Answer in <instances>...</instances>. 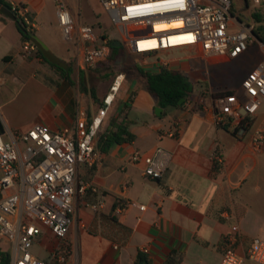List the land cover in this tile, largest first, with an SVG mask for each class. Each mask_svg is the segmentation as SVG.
<instances>
[{
	"label": "crops",
	"instance_id": "obj_1",
	"mask_svg": "<svg viewBox=\"0 0 264 264\" xmlns=\"http://www.w3.org/2000/svg\"><path fill=\"white\" fill-rule=\"evenodd\" d=\"M6 2L9 7L13 2L27 7L37 25L35 34L71 73L62 74L26 53L17 24L0 13V41L7 44L0 53L4 130L26 132L37 124L52 131L75 130L79 118L93 121L107 95L93 96L76 46L63 40L56 1ZM69 8L77 25H85L80 8ZM257 44L264 52L258 40L249 50ZM162 53L172 60L145 68L158 71L168 66L183 71L197 83L194 95L184 109H162L157 116V99L146 85L142 95L137 83L124 88V74L122 88L95 139L99 159L92 167L78 168L77 179L86 190L75 197L73 224L66 238L75 264H136L140 256L148 264H165L174 253L179 264H221L234 226L241 232L236 251L242 257L254 239L264 241V147L257 151L251 144L256 133L264 131V104L242 122L244 127L242 123L223 127L214 121L213 105L223 93L231 92L248 104L242 88L248 74L230 89L213 82L207 69L232 59L205 57L196 49ZM81 75L86 89L80 84ZM123 128L135 139L118 144L113 136ZM157 146L168 151L172 160L161 179H151L144 174V164L131 162V157L136 151L151 153ZM55 245L56 238L47 233L33 252L47 260ZM143 248L149 253H143ZM244 264L257 263L245 260Z\"/></svg>",
	"mask_w": 264,
	"mask_h": 264
},
{
	"label": "built area",
	"instance_id": "obj_2",
	"mask_svg": "<svg viewBox=\"0 0 264 264\" xmlns=\"http://www.w3.org/2000/svg\"><path fill=\"white\" fill-rule=\"evenodd\" d=\"M55 1L63 40L76 46L77 58L86 68L96 69L109 57V46L106 42L98 43L99 37L91 26L77 25L65 0ZM100 1L119 28L128 50L136 55L196 49L205 57L236 59L256 40L253 27L231 14L233 0ZM252 3L256 7L264 6V0H252ZM10 9L28 30H36L27 7L13 2ZM173 22L182 25L155 29L157 25ZM23 49L33 54L37 47L26 42ZM124 80V74L115 78L98 116L93 121L79 118L75 130L52 131L37 124L26 132L0 131V241L5 240L11 246L9 264H75L66 247V238L73 224L75 197L86 190L77 179L78 168L97 163L95 139ZM242 88L249 99L246 105L233 95L216 100L213 105L216 125L238 127L257 113L264 104V67L250 73ZM251 144L260 151L264 147V131L256 133ZM217 159L223 164L222 156ZM171 160L172 155L161 146L151 153L136 151L131 157V162L144 164V174L151 179H161ZM47 233L56 238V245L48 259L42 260L33 247ZM240 239V229L234 226L221 264H244L245 260L264 264V241L254 239L247 255L242 257L236 251ZM142 252L148 254L149 249L143 248Z\"/></svg>",
	"mask_w": 264,
	"mask_h": 264
},
{
	"label": "rangeland",
	"instance_id": "obj_3",
	"mask_svg": "<svg viewBox=\"0 0 264 264\" xmlns=\"http://www.w3.org/2000/svg\"><path fill=\"white\" fill-rule=\"evenodd\" d=\"M70 6L80 8L83 24L89 25L93 28L95 35L99 37V44L106 42L107 45L111 41H119L122 43L121 57L113 62L99 69H88V84L89 88L95 91V96L100 94H108L111 90L115 78L120 74H125L127 82L124 86L133 88L134 84H138L137 90L140 95L145 92V83L141 74L131 68L135 64L142 65L144 67H152L153 65L165 63L172 58L166 56L163 53H158L151 56H140L131 53L128 50L127 43L125 42L120 30L116 27L111 20L109 14L105 11L100 0H65ZM260 9L263 16V22L257 23L252 14ZM233 16L239 15L242 21L251 25L253 29L259 26L264 27V6L256 7L252 3V0H233ZM181 22H173L170 24H161L156 26V30H166L171 28L180 27ZM11 36L12 34L9 33ZM264 34V31H263ZM12 38V37H11ZM9 41V40H8ZM257 40H255L256 42ZM7 45V44H6ZM6 45L0 41V53L5 51ZM75 62H73L74 64ZM264 65V52L261 45L257 44L253 46L248 52L244 53L236 59H232L218 65H210L207 69L213 82L217 84L226 85L230 89L238 87L241 80H243L246 74H250L254 69ZM107 67V69H106ZM123 88V89H124ZM122 89V91H123ZM121 91V92H122ZM120 104L119 100L116 102ZM170 111L167 112V117ZM11 254V246L5 240L0 241V264L3 263V257Z\"/></svg>",
	"mask_w": 264,
	"mask_h": 264
},
{
	"label": "trees",
	"instance_id": "obj_4",
	"mask_svg": "<svg viewBox=\"0 0 264 264\" xmlns=\"http://www.w3.org/2000/svg\"><path fill=\"white\" fill-rule=\"evenodd\" d=\"M0 2L4 5H8L6 0H0ZM233 12L234 11L232 7V10H231L232 15H234ZM252 16L256 20L257 23L260 24L263 22V16L261 14L260 9H258L255 13H253ZM18 24H17V28L22 36L23 43L25 44L26 42H31L32 34H35V30L34 31L28 30L25 23L20 20H18ZM263 31H264V27L259 26L258 28L253 29V35L256 38V40L261 41L264 44ZM113 43L114 41H111L108 45L110 48L109 57L107 58L106 61L102 62L97 67V69L102 68L103 66H106L108 62L109 64H112L113 62L117 61L121 57L122 46L117 48L113 46ZM33 54L43 59V61L48 63L58 72H61L62 74H66V75H69L71 73V69L66 71V70L59 68L57 65L50 63L43 56V53L39 49H37L35 53ZM131 68L136 69L141 74L148 92L157 99L158 106L162 108L164 111L167 109H179V110L184 109L186 104L192 99L194 95L197 83L192 81V79L181 70L172 69L168 66H162L160 67L158 71H153V70H149L145 68L144 66L138 65V64H135ZM80 84L82 85V87H84L83 89H86L83 75H81ZM92 94L93 96H95L94 90H92ZM222 95H223L222 97H224V96L232 95V93L228 92V93H223ZM182 100L183 102L180 103ZM244 124L245 123H242L241 127H244L245 126ZM3 129L4 128L0 120V131H3ZM238 132H239V129L235 131V134ZM134 139H135V136L129 132H126L125 135L121 136L120 131H119V132H116L113 136V141L118 144L133 141ZM179 261L180 259H178L174 253L167 260L165 264H179ZM2 264H9V255L3 257ZM136 264H148V262H147V259H145V257L140 256Z\"/></svg>",
	"mask_w": 264,
	"mask_h": 264
},
{
	"label": "water",
	"instance_id": "obj_5",
	"mask_svg": "<svg viewBox=\"0 0 264 264\" xmlns=\"http://www.w3.org/2000/svg\"><path fill=\"white\" fill-rule=\"evenodd\" d=\"M0 13L5 17L14 21L16 24H18V20L14 15V13L11 11L10 7L8 5L2 4L1 2H0ZM31 42L37 47V49H39L43 53V56L50 63L57 65L61 69L64 70L68 69V65L64 63L61 59H59L36 34H32ZM113 46L119 48L122 46V43L119 41H114ZM182 102L183 100L180 103ZM242 113L245 115L246 111H243ZM156 115L157 116L162 115V108L160 107L156 108ZM124 133H125V128H123V130L120 132V135H124Z\"/></svg>",
	"mask_w": 264,
	"mask_h": 264
},
{
	"label": "flooded vegetation",
	"instance_id": "obj_6",
	"mask_svg": "<svg viewBox=\"0 0 264 264\" xmlns=\"http://www.w3.org/2000/svg\"><path fill=\"white\" fill-rule=\"evenodd\" d=\"M239 16V15H238Z\"/></svg>",
	"mask_w": 264,
	"mask_h": 264
}]
</instances>
